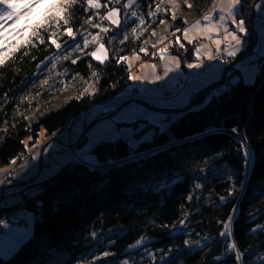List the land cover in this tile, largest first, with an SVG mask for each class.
<instances>
[{
    "label": "trees",
    "instance_id": "trees-1",
    "mask_svg": "<svg viewBox=\"0 0 264 264\" xmlns=\"http://www.w3.org/2000/svg\"><path fill=\"white\" fill-rule=\"evenodd\" d=\"M255 1L240 0L237 16L249 22ZM127 2H69L58 25L0 65V168L15 162L12 172L32 160L16 168L24 153L34 154L48 139L45 121L52 115L67 123L80 112L86 116L94 103L124 94L125 57L138 52L152 58L166 37L200 17L212 0ZM113 7L119 8L118 26L106 17ZM82 33L99 39L85 48ZM98 42L108 51L103 62L91 55ZM76 44L81 50L73 51ZM169 49L182 56L184 68L195 58L188 42ZM255 62L251 82L225 83L234 64L222 80L195 92L191 106L167 112L138 147L124 136L101 140L90 150L94 163L73 159L15 186L18 200L4 203L1 196L0 220L22 208L32 222L28 237L8 257L0 255V264H264V227H258L264 226V55ZM232 129L253 153L249 169ZM52 159L39 163L49 162L48 168ZM230 216L232 234L221 237ZM140 239L141 245L128 247ZM227 243L236 248L228 250Z\"/></svg>",
    "mask_w": 264,
    "mask_h": 264
},
{
    "label": "rangeland",
    "instance_id": "rangeland-1",
    "mask_svg": "<svg viewBox=\"0 0 264 264\" xmlns=\"http://www.w3.org/2000/svg\"><path fill=\"white\" fill-rule=\"evenodd\" d=\"M133 1L134 0H128L127 5H130ZM223 4L224 0H212V3L208 7V9L201 15L202 21H197L198 17L193 20L189 18L188 24L180 32L176 31L168 37H166L167 35H165L166 38L159 44L157 52H155L152 58H145L142 53L138 52L126 56L125 61L129 68V77H139V79L133 80L129 78V83L124 94L112 99L96 102L90 107L88 114L85 116L86 119L84 118L85 121L81 120L80 122L78 121L77 123H75L72 130V132L74 133L76 128L79 127V134L77 136L78 139L84 133L87 134V136L82 143H79L78 146L73 145L72 148H69V150L75 152V150L80 151L84 149L85 145L90 143V137H93L94 139L97 138L96 142L98 143L99 141L104 139L112 141L124 136L128 139V143L131 146L138 147L140 145V142L142 141V137L154 129L153 125L155 123L159 126L162 124L161 119L167 116V112L150 109L145 104H140L136 101H129V98L128 100H125V95L127 93L131 94L133 90L137 89V96L139 98L137 96L135 98H138L145 103L151 102L156 108L171 109L169 108L170 106H168L169 103L159 104L157 102V99H159V97L165 98V91L171 92L173 90L174 92H177L178 90H185L186 86H190H184L187 72L189 69H191L187 67L188 64H196L199 63V61H202L201 63L203 64H201V67L194 68L197 73L206 71L210 72L211 75L208 76V79L211 80V83L209 84H212L220 80L225 68L229 64H232V62L236 58H238V60L230 66L231 69L235 64L234 69H229L230 72L225 79V83H233L240 78L244 82H251L254 76V72L257 69V63L255 62V60H257L258 56L261 55V53L262 55H264V5L260 9H256V11H258L259 13L257 21H254V31L257 35V38L259 37L257 45L254 46L256 43L252 44L250 38L246 39L249 32V22L246 19L237 16V12L239 10L238 7L235 16L233 18H228L226 20V23L229 27V30H235L233 19L238 21L242 18L245 22L246 33H238V35H242V39L244 37L245 41H243L242 48L239 52H237L235 57L228 56L225 52L221 57L218 55L220 52L216 51V40L219 39L222 42L220 51H223L222 47L223 41L225 39L229 40L231 43H234V41H231L230 37L226 34L224 28L220 27L219 24L221 15L219 9L223 6ZM113 8L116 9L115 19L120 21L119 8ZM113 8L107 11L106 17H108V13ZM205 16H210V19L204 20ZM197 22H199L198 26L194 27ZM185 29H188V37L191 38V43L189 42V39L184 35ZM9 40L10 42L5 41L8 46L12 45L13 42H15V40L12 39L11 35L9 37ZM247 40L249 41L248 43ZM184 42L190 43L195 56V58L193 59H186L185 68L182 66V56L179 53H174L169 49V47L174 44L183 46ZM101 44L104 46L103 51L97 52L96 50L100 47ZM197 49H199L198 55L196 54ZM161 50H164L163 53H161ZM94 52H96V55L100 57V60L95 59L93 56L92 57L99 62L105 61L108 57L107 48L101 42H98L97 46L94 48L91 54ZM209 55L218 58L209 60ZM177 63H179V68H176ZM165 65H167L168 68L172 69L171 71L167 72V75H165V72L167 71ZM156 76L163 77V79L156 80ZM199 78L195 80H199ZM209 96V94L206 95L204 102L209 99ZM169 98L170 97H166L165 99L168 100ZM183 104L186 103L183 102ZM121 105H123V107L119 108ZM164 105H166L167 107ZM104 111H107L106 115H109V117L98 119L103 117H98V115ZM95 119H98L96 123L85 130L89 125L92 124V121H94ZM45 122L48 130L50 131L49 135H53L54 133L57 134V131H59L66 124L63 116L59 113L47 118ZM101 135H103V138L101 137ZM61 136L62 138H68L69 132H65ZM47 141L48 139H46L43 143H46ZM76 141L77 143L80 142V140ZM58 145L60 146L59 143ZM47 150L48 149L44 150L43 152L44 161L48 156ZM252 154L253 153L251 152V163L253 158ZM79 156L83 157L82 154H80ZM84 162L90 164L94 163L86 160H84ZM38 164L39 161L37 160L35 162L36 167H34L33 162L30 160L26 162L22 167L25 168L28 166V168L31 169V173L37 174L40 171V167ZM53 167V169H56V166L54 164ZM43 174L44 173L41 172L39 176L41 177ZM4 177L2 181H0L2 182V184L0 183V197L5 195L3 202L11 203L18 200V197L13 193V190L16 188L15 186H17V182L12 178L5 180ZM4 180L5 184H3ZM19 217H21L22 219H19ZM1 220L4 223L1 224L0 228V255L8 257L28 237L29 231L26 230V226L28 228L31 227L32 214L25 209L18 208L13 213H10L8 215L4 214Z\"/></svg>",
    "mask_w": 264,
    "mask_h": 264
},
{
    "label": "snow or ice",
    "instance_id": "snow-or-ice-1",
    "mask_svg": "<svg viewBox=\"0 0 264 264\" xmlns=\"http://www.w3.org/2000/svg\"><path fill=\"white\" fill-rule=\"evenodd\" d=\"M69 2H74V0H0V65H3L5 63L6 58L9 56L10 53L19 51L21 48L29 45L32 43V39L36 38L39 39L41 32H47L53 25L59 24L61 20L63 19L62 13ZM88 4L90 7H97L96 0H88ZM240 5V0H224L223 6L219 9L221 15H220V27H223L226 34L230 37L231 41H234V43H229L227 46L223 48V51L231 57H235L237 52L240 51L243 45V39L242 35L239 34H245L246 28H245V22L241 18L238 21L233 19V24L235 25V30H229V27L226 23V20L228 18H233L238 10V7ZM159 11V9H157ZM149 15H152L150 12ZM132 16H136V13L133 12ZM116 17V9L113 8L108 13V19L111 20L114 24L117 26L119 25L120 21L115 19ZM210 16H205L204 20H209ZM11 22V23H9ZM65 23H67L65 21ZM143 21L141 20V24ZM199 22H197L194 27L198 26ZM94 27H97V25H93ZM207 28V25H206ZM210 30V29H209ZM68 35L70 37L75 38V34L70 28L66 29ZM107 31V30H105ZM12 37V39L15 40V44L12 45V47H9L5 41H9V37ZM84 36V47L86 48L90 43H93L99 39V36L93 37L92 40H89L87 38V33H82ZM184 35L186 38L189 39V42L191 43V38L188 37V29H185ZM51 39V38H50ZM45 41L40 40V43H44ZM52 44H55L57 49H61V45L57 44L55 40H51ZM221 44L222 42L217 39L216 40V51L220 52L221 50ZM182 46V45H181ZM65 49L68 47V45L63 46ZM103 45L101 44L100 47L96 50L97 52L103 51ZM7 49V51L5 50ZM81 50L80 45L76 44L73 48V51ZM140 51H144V48H141ZM164 50H161V53H163ZM196 54H199V49L196 50ZM95 59L100 60V57L96 55V52L91 54ZM67 58V57H65ZM218 57H213L211 55L208 56L209 60L217 59ZM47 59V57L45 58ZM79 59V58H78ZM124 58H119L117 60V63H121ZM78 61H72L73 64L77 63ZM43 63V61H41ZM39 67V65H37ZM167 71L165 72V75H167L168 71H171V68H168L167 65H165ZM187 67L189 68H199L201 67V64H188ZM176 68H179V63L176 64ZM130 79H139V77H129ZM156 80L163 79V77L156 76ZM233 132H237L238 129H232ZM35 146V145H33ZM241 147L244 149H247L246 143H242ZM46 150V149H45ZM251 156V153L248 151H245V160L246 164H251V160L249 157ZM34 158V157H33ZM107 163V162H106ZM93 166H99L98 162L97 164H94ZM114 166V162H113ZM2 183V182H0ZM196 187H200V185H196ZM223 199V198H221ZM4 223L2 220H0V224ZM180 223H183L181 221ZM231 223H232V217L230 216L228 221L223 224V231L219 233L221 237L228 238L231 236ZM258 227H264V226H258ZM143 243V240H137L134 244L129 245L130 248H135L138 245H141ZM187 243V242H186ZM197 243H199L197 241ZM227 249L228 250H234L236 248L235 243H227ZM105 256L108 255V253L104 254ZM236 260L241 261L242 260V253L236 252ZM219 259V258H217ZM122 264H128V261L125 260L122 262Z\"/></svg>",
    "mask_w": 264,
    "mask_h": 264
},
{
    "label": "crops",
    "instance_id": "crops-1",
    "mask_svg": "<svg viewBox=\"0 0 264 264\" xmlns=\"http://www.w3.org/2000/svg\"><path fill=\"white\" fill-rule=\"evenodd\" d=\"M258 26H259V24H258ZM259 28H260V26H259ZM243 39H244V37H243ZM258 40H259V37H258ZM258 40H257V42H256V44L254 45V46H256L257 45V43H258ZM225 41H229V40H227V39H225L224 41H223V43L225 42ZM249 41L247 40V43H248ZM244 43H246V42H244ZM253 46V47H254ZM222 48H224V47H222ZM262 54V53H261ZM226 55V54H225ZM202 61H199V64H203V63H201ZM225 70H226V68H225ZM225 70H224V72H223V74H222V77L220 78V80H222V78L224 77V75L226 74V73H228V71L225 73ZM189 71H192V74L190 75V76H188V72ZM188 72H187V77H186V79H185V82H184V86L185 85H190L189 87L188 86H186L185 87V90L183 89V90H178L177 92H174L173 90L171 91V92H169V91H165V92H169V94L168 95H166V93L164 92V97L166 98V97H170L168 100L167 99H165V98H161V97H159V99H157V102L159 103V104H161V103H169V105L168 106H170L169 108H171V110H177V109H180V108H182V107H184L186 104H188L190 101H191V98H192V96L195 94V92H197V91H199L200 89H202L205 85H207V84H209V83H211V80L210 79H208V76H210L211 75V73L210 72H208V71H206V72H196V70H195V68H191V69H189L188 70ZM199 76H200V78H199ZM197 78H199V80H195V79H197ZM219 81V80H218ZM209 85H211V84H209ZM208 86V85H207ZM207 86H205V87H207ZM188 87V88H187ZM204 87V88H205ZM135 89H136V87H135ZM139 98V97H138ZM183 102L184 103H186V104H183ZM148 103H150V104H152L151 102H148ZM158 104V105H159ZM153 105V104H152ZM164 106H166V105H164ZM123 107V106H122ZM167 107V106H166ZM119 108H121V107H119ZM175 113V112H174ZM88 114V113H87ZM86 114V115H87ZM107 114V111H104V112H101L99 115H98V117H101V116H104V115H106ZM85 118V117H84ZM86 119V118H85ZM84 120V119H83ZM96 120V119H95ZM85 121V120H84ZM93 122V121H92ZM72 130H73V127H72V129H71V133H70V139L71 140H73V141H76V140H80V142L79 143H82L83 141H84V139H85V137L87 136V134H83V135H81L80 136V138L78 139L77 138V136H78V134H79V127L78 128H76V130H75V132L73 133L72 132ZM85 130H87V129H85ZM83 137V138H82ZM101 137L103 138V135H101ZM49 138V137H48ZM62 140L63 141H68L69 139L68 138H62ZM96 140H97V138H93V137H90V143H88V144H86L85 145V147H84V149H82V150H80V151H76L75 150V152H73V151H71V150H67V152L65 151V152H61V153H59L57 156H55V157H53V161H52V164H51V166L50 167H48V168H42V169H40V171L37 173V174H33V173H31V169L30 168H28V166L27 167H20V168H17V169H15V170H13L12 172H11V170H12V168H13V164L15 163H12V164H10V165H6V166H4V167H2V168H0V181H2V179H3V177L6 175V174H8V173H10L11 172V176H12V178L16 181V182H20V183H22V181L24 182V181H26V180H29V179H33V178H35V177H38V178H43V177H46V176H48V175H50L51 173H53L55 170H57L59 167H61L63 164H65L66 162H69V161H72L73 159H76V154H78V155H80V154H82L83 155V158H84V160H86V161H91V162H94L95 161V159H94V156H92L91 154H90V150H91V148L93 147V145L96 143ZM51 143V144H50ZM50 144V145H49ZM49 145V146H48ZM79 145V144H78ZM48 146V147H47ZM57 148H59V145H58V143L56 142V141H48V142H46V144H45V146L44 147H42L41 149H37L35 152H34V154H33V156H32V162H33V164H34V167H36L35 166V162L38 160H40L41 158H43V152H44V150L45 149H48L47 150V158L45 159V161L47 160V159H49V150L50 149H57ZM34 157V158H33ZM53 164L56 166V169H53L54 167H53ZM30 166V165H29ZM52 170V171H51ZM51 171V172H50ZM41 172H43L44 174L40 177L39 175L41 174ZM5 181V180H4ZM2 184V183H1ZM1 184H0V188H1ZM3 184H5V182H3Z\"/></svg>",
    "mask_w": 264,
    "mask_h": 264
},
{
    "label": "built area",
    "instance_id": "built-area-1",
    "mask_svg": "<svg viewBox=\"0 0 264 264\" xmlns=\"http://www.w3.org/2000/svg\"><path fill=\"white\" fill-rule=\"evenodd\" d=\"M264 5V0H256L253 5H252V14H251V17H250V21H249V32H248V37H246V39L250 38L251 39V43L252 44H255L258 40L257 38V35L255 34V31H254V24H255V20L257 21L258 17H259V13L258 11H256L257 8H261L263 7ZM201 20L202 21V18L201 16L197 18V21ZM243 41H245V39H243ZM199 43V42H197ZM229 43L231 42H228V41H225L223 43V47L227 46ZM223 49V48H222ZM224 54V51H220V53L218 54L219 56L222 57V55ZM192 74V71H189L188 72V76H190ZM137 92L138 90H133L132 94L129 96V99H132V98H135L137 96ZM166 95L169 94V92H165ZM85 113L83 112H80L78 113L72 120H70L69 122H67L65 124V126H63L59 131H57L58 133H54L53 135H50L49 138H48V141H57L60 146L59 148L57 149H50L49 150V157H55L57 156L59 153L61 152H65L67 150H69V148H72L73 144L71 143V140H70V133H71V129H72V126L74 123L78 122L81 120V118L83 117ZM67 133L69 132V136H68V141H63L62 140V134L64 133ZM47 141V142H48ZM45 143L42 144L41 148L43 147ZM32 154L33 152L32 151H29L27 153H24L23 156L21 157L20 161L18 162V164L16 165V168L18 166H20L25 160H27L28 158H31L32 157ZM76 156V159L77 160H81V161H84V158L79 156L78 154L75 155ZM40 169H42L43 167L49 165V162H46L45 164H42L41 162L38 164ZM5 177H9V175H6Z\"/></svg>",
    "mask_w": 264,
    "mask_h": 264
},
{
    "label": "water",
    "instance_id": "water-1",
    "mask_svg": "<svg viewBox=\"0 0 264 264\" xmlns=\"http://www.w3.org/2000/svg\"><path fill=\"white\" fill-rule=\"evenodd\" d=\"M238 60V58H236L233 62H232V64L234 63V62H236ZM232 64H229L227 67H226V70H225V73L230 69V66L232 65ZM226 75V74H225ZM224 75V76H225ZM210 85H208L207 87H205L204 89H203V91H201L200 92V94L202 93V92H204V90L206 89V88H208ZM199 96H197V98H198ZM196 98V99H197ZM195 99V100H196ZM195 100H192L190 103H188L184 108L182 107V108H180V109H177V110H171V109H160V108H156V107H154L153 105H151L150 103H148V102H143V101H141L140 99H138V98H132V99H129V101H136V102H138V103H140V104H145L147 107H149L150 109H155V110H158V111H162V112H169V111H171V112H180V111H183L184 109H186V108H188L189 106H191L192 105V103L195 101ZM123 105H121L120 107H122ZM107 117H109V115H106V116H103V117H101V118H98V119H102V118H107ZM98 119H96V120H94L93 122H92V124L91 125H89L86 129H88L90 126H92L93 124H95L96 123V121L98 120ZM229 132L231 133V134H233L234 136H236L238 139H240L241 140V142L242 143H246V140L244 139V137L241 139L240 138V136H243V134L242 133H237V132H233L232 130H229ZM46 144V143H45ZM45 144L43 145V147L45 146ZM250 149V148H249ZM251 150V149H250ZM252 152V151H251ZM17 185H19L20 184V182H17L16 183Z\"/></svg>",
    "mask_w": 264,
    "mask_h": 264
},
{
    "label": "bare ground",
    "instance_id": "bare-ground-1",
    "mask_svg": "<svg viewBox=\"0 0 264 264\" xmlns=\"http://www.w3.org/2000/svg\"><path fill=\"white\" fill-rule=\"evenodd\" d=\"M84 117H85V114L83 115V117H82V118L84 119ZM82 118H81V120H83ZM71 120H72V119H71ZM81 120H80V121H81ZM80 121H79V122H80ZM76 123H77V122H76ZM74 124H75V123H74ZM74 124H73V125H74ZM72 127H73V126H72ZM82 138H83V137H82ZM240 138L242 139V138H243V136H240ZM71 143H72L73 145H76V146H78V144H79V142L77 143V141H73V140H71ZM76 143H77V144H76ZM244 150H245V151H248V152H250V153H251V151L249 150V148H248V147H247V149H244ZM250 158H251V156L249 157V159H250ZM250 160H251V159H250ZM247 166H248V169H249V168H250V166H251V164H247Z\"/></svg>",
    "mask_w": 264,
    "mask_h": 264
}]
</instances>
